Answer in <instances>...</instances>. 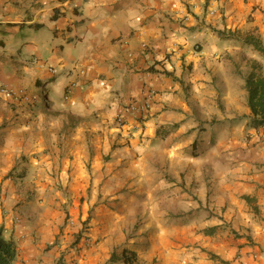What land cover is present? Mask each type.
I'll use <instances>...</instances> for the list:
<instances>
[{"label":"crops","instance_id":"crops-1","mask_svg":"<svg viewBox=\"0 0 264 264\" xmlns=\"http://www.w3.org/2000/svg\"><path fill=\"white\" fill-rule=\"evenodd\" d=\"M249 39L264 46V0H0V85L23 94L0 93V225L14 264H125L124 249L135 264H264V128L252 150H226L233 119L216 114L217 138L194 154L217 158L180 218L136 226L133 191L160 128L195 119V91L230 90L238 67L264 75ZM150 89L147 116L117 126ZM115 199L125 211L101 204ZM78 235L89 243L75 252Z\"/></svg>","mask_w":264,"mask_h":264},{"label":"rangeland","instance_id":"rangeland-1","mask_svg":"<svg viewBox=\"0 0 264 264\" xmlns=\"http://www.w3.org/2000/svg\"><path fill=\"white\" fill-rule=\"evenodd\" d=\"M238 72L230 90L212 84L206 90L202 87L194 92L193 98L197 102L195 119L188 117L182 124L177 122L167 128H160V150H152L149 156L154 169L150 171L149 179L133 190L139 198L134 204L138 213L136 226H144L150 217H156L154 219L162 222L180 218L188 212L189 203L199 195V187L193 186L195 180L202 176L198 170L202 172L205 163L216 157L210 153H200L202 151L194 154L199 145L204 146L199 150H204L209 142L217 138L216 126L219 120L216 114H228V119H233L225 127L223 142L227 144L226 150H252L250 143L255 130L250 127L244 129L250 111L247 92L241 85L247 74L240 72L239 67ZM40 88V94L44 96L43 85ZM186 98L190 99L192 95L187 93ZM110 160V157H104V161ZM130 189L124 188L123 191ZM101 204L112 211H125L122 199L104 200Z\"/></svg>","mask_w":264,"mask_h":264},{"label":"trees","instance_id":"trees-1","mask_svg":"<svg viewBox=\"0 0 264 264\" xmlns=\"http://www.w3.org/2000/svg\"><path fill=\"white\" fill-rule=\"evenodd\" d=\"M248 41L264 55V46L260 42L254 39H249ZM166 73L171 74L169 72ZM245 88L247 92V105L251 113L248 117L247 128L250 127L257 130L264 128V75L250 73L245 79ZM245 199L257 211L254 198L245 196ZM214 229V227L210 228L209 232H212ZM80 238L81 235H78L74 246L78 244ZM122 255L125 264H135L136 258L134 252L124 249ZM16 256V244L5 237V229L0 225V264H14ZM113 256H115V253Z\"/></svg>","mask_w":264,"mask_h":264},{"label":"built area","instance_id":"built-area-1","mask_svg":"<svg viewBox=\"0 0 264 264\" xmlns=\"http://www.w3.org/2000/svg\"><path fill=\"white\" fill-rule=\"evenodd\" d=\"M0 93L6 94V95H14V96L23 95L19 91L13 88H10L8 86H4V85H0ZM155 95H156V90L150 89L146 92L145 98L143 101H141V103L131 104L127 110L117 114L115 118V123L117 124V126L119 127L124 126L127 122L126 120H127L128 115L129 116L131 115L135 119H138V120L145 118L148 114V111L151 108L152 101ZM88 243H89L88 238L85 236L83 237V240L78 242V244H76L72 249L73 251L77 252L79 251L82 245H87Z\"/></svg>","mask_w":264,"mask_h":264}]
</instances>
